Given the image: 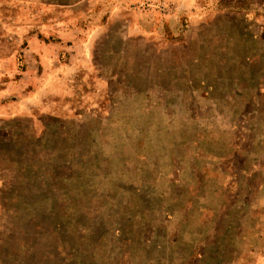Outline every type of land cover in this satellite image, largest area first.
Here are the masks:
<instances>
[{"label": "rangeland", "instance_id": "1", "mask_svg": "<svg viewBox=\"0 0 264 264\" xmlns=\"http://www.w3.org/2000/svg\"><path fill=\"white\" fill-rule=\"evenodd\" d=\"M0 264H264V0H0Z\"/></svg>", "mask_w": 264, "mask_h": 264}]
</instances>
